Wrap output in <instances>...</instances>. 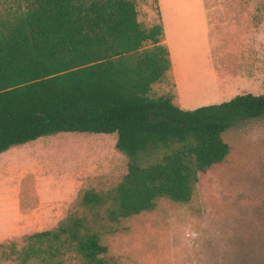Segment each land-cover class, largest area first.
I'll return each instance as SVG.
<instances>
[{"label":"trees","instance_id":"1","mask_svg":"<svg viewBox=\"0 0 264 264\" xmlns=\"http://www.w3.org/2000/svg\"><path fill=\"white\" fill-rule=\"evenodd\" d=\"M169 69L160 21L143 27L134 0H0V153L57 133H114L126 172L104 193L84 190L81 206L117 222L161 198L187 203L198 175L225 160L222 133L264 117V95L183 110L174 91L151 95ZM21 240L0 244L15 264H60L66 251L105 264L81 218Z\"/></svg>","mask_w":264,"mask_h":264},{"label":"rangeland","instance_id":"2","mask_svg":"<svg viewBox=\"0 0 264 264\" xmlns=\"http://www.w3.org/2000/svg\"><path fill=\"white\" fill-rule=\"evenodd\" d=\"M159 2L172 21L197 13L194 3L207 10L248 3L251 17L246 44L250 54L210 55L213 67L223 72V85L236 88L225 93L236 92L229 99L241 94L264 95V0H134L137 21L143 27L158 23ZM228 37L229 33L223 38ZM253 69L255 80H250ZM214 80L201 86L203 93L217 89ZM171 93L167 72L151 86V95ZM221 138L228 146L225 160L198 175L187 203L161 198L150 211L117 222L106 219L104 206L89 209L79 204L84 190L104 193L126 172V160L114 148V133H57L12 147L0 153L2 234L10 233L14 226L12 213L2 205L8 196L3 189L18 182L21 216L17 229L0 239V244L5 250L12 241L18 249L23 235L53 229L70 215L81 218L86 230L97 234L105 247L100 255L105 264H264V117L237 122ZM2 252L0 249V264H15ZM58 257L60 264H85L72 251Z\"/></svg>","mask_w":264,"mask_h":264},{"label":"crops","instance_id":"3","mask_svg":"<svg viewBox=\"0 0 264 264\" xmlns=\"http://www.w3.org/2000/svg\"><path fill=\"white\" fill-rule=\"evenodd\" d=\"M157 5L162 29V43L169 54V75L173 84L174 104L180 109L191 110L200 105L222 102L236 94L233 92L226 96V92L236 88H230L228 84L223 85L225 82L223 72L213 67V56L210 54H250L249 45L246 44L249 43L247 35L250 33V5L248 3H228L213 6L207 10L205 5L194 3L195 11V7H198L197 13L190 12L188 17L181 21H172L166 8L160 2ZM257 11H259V7H257ZM228 33L229 37L225 40L223 37ZM221 39L224 42H219ZM257 47V54H260L259 43ZM262 54L264 53L262 52ZM246 69L249 74L250 69L248 67ZM252 71L250 80H255L253 78L255 69ZM213 77L218 84L217 89L214 92L203 93L204 87L201 86L210 85ZM242 79L241 76L238 78L240 81ZM216 98L221 99L212 101ZM1 183L4 186L6 184L5 182ZM3 191L8 196H5L2 205L7 206V209L12 213L14 226L8 234H2L0 231V239L7 237L17 229L18 216H21L19 182L12 188H4Z\"/></svg>","mask_w":264,"mask_h":264}]
</instances>
